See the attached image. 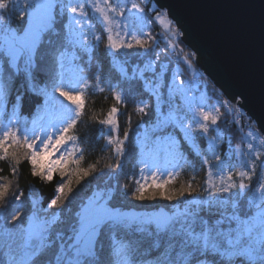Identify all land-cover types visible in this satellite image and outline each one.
<instances>
[{
  "label": "snow or ice",
  "instance_id": "6c2138e0",
  "mask_svg": "<svg viewBox=\"0 0 264 264\" xmlns=\"http://www.w3.org/2000/svg\"><path fill=\"white\" fill-rule=\"evenodd\" d=\"M10 2L0 0V116L4 115L10 102L14 78L20 74L27 81L28 90L42 95L45 102L41 110L43 114L31 121V128L24 129L34 139L28 134L21 137L14 127L20 123L16 117L23 101V95L17 92L11 117L6 122L0 119V160L11 157L19 165L17 150L24 149L23 155L32 165V175L48 181L53 179L55 171H59L62 178L68 175L66 182L57 185L55 198L48 204V208H59L73 191L71 177L75 175L79 183L96 168L95 164L87 169L80 167L83 150L73 134L84 113L83 96L90 86L80 74L82 69L75 64L78 53L88 54L92 47L89 35L83 31L85 25L82 21L86 22L88 16L85 6L89 5L104 22L106 47L115 53L134 46L148 50V41L142 38L143 8L137 0H118L116 3L111 0H33L32 4L25 0L26 8L31 11L21 13V20L27 18L26 25L17 29L6 23L3 14ZM125 11L129 13L127 17ZM65 13L67 23L58 25L57 16ZM157 19L165 27L172 23L164 16ZM87 26L89 29L93 27L91 24ZM92 38L101 39L99 35ZM48 56L58 68L50 81L51 91L48 84L38 85L35 75L43 70V62ZM149 68L150 63L144 71ZM100 84L101 78L97 75L95 87L103 92ZM54 93H59L69 103L59 100ZM113 97L117 103H124L123 92L113 90ZM188 104L192 116L187 124L186 115L180 116L178 109L170 108L167 114H159L157 126L161 129L178 126L186 141L192 140L193 132L207 134L210 124L216 125L219 116L202 107H194L191 99ZM147 107L146 104H137L135 111L144 114ZM119 111L114 104L103 119L97 118V122L107 126L109 132H118ZM49 127L53 129L52 134L48 132ZM37 128L42 135L36 134ZM247 136L256 138L253 131ZM127 139L128 131L125 130L123 138L109 135L107 144L113 145L117 154H123ZM163 140L170 150L178 151L179 142L174 136L169 134ZM209 140V150L213 152L219 175H213L210 161L204 157V164L210 165L204 181L207 198L186 200V193L191 195L196 191L191 182L179 189L166 188L174 183L179 173L164 169L166 175L161 182H158L160 176L157 173H152L151 184L147 183L148 177H143L145 183L137 182L132 195L141 201L157 197L183 201L182 206L150 216H129L111 206L110 192L99 190L79 205L74 222L67 231L57 228L59 217L56 214L48 215L37 207V201H33L26 224L0 228V264H37L40 257L49 253L51 259L44 264H264V173L257 176L256 160L243 159L252 153L254 145L249 142V153H245L237 144L239 169L226 170L232 169L233 165L225 164L221 156L215 154L216 137H209ZM69 143L71 147H66ZM259 143L264 147V138ZM56 153L59 156L53 159ZM77 153L80 156L74 159ZM253 154L257 159L261 156L259 151ZM69 164L75 167L67 168ZM154 166L145 165L146 168ZM261 166H264V160ZM11 171L15 174L17 169L13 167ZM254 176L257 177L255 185ZM235 177L239 178L238 183ZM10 186L9 183L0 184V202H4L0 208L7 207ZM149 188L156 191H148ZM22 195V191L19 195L13 194L11 200L19 201ZM20 216L21 213L16 212L11 221H18ZM11 221L6 223L11 224ZM133 225L135 232L139 233L133 234L135 238L124 231Z\"/></svg>",
  "mask_w": 264,
  "mask_h": 264
},
{
  "label": "trees",
  "instance_id": "16d2710c",
  "mask_svg": "<svg viewBox=\"0 0 264 264\" xmlns=\"http://www.w3.org/2000/svg\"><path fill=\"white\" fill-rule=\"evenodd\" d=\"M141 3L140 0H137ZM154 3L150 0L148 5H142L149 19L153 22L150 27V32L143 39L148 41V50L146 51L141 46H134L132 49H127L126 52L119 55L121 65L125 68V74L121 73L118 69L112 65L111 57L108 54L106 47V34L102 30L100 24L96 22L94 18H91L95 22L96 27L101 32V40L99 44L94 46L92 59L89 60L87 55L80 53L78 63L83 67L82 72L86 75V79L90 82L89 88L85 91L83 99L85 101V110L80 120L77 122L73 134L78 138L79 147L83 150V160L81 161V168H89L90 165L95 164V171L76 182L77 177L73 175L71 177L73 189L72 193H69L68 209H63L59 215V221L57 228L67 231L73 223V214L77 210L78 202L84 198H88L96 189L105 187L113 188L114 192L110 201L111 206L118 208L121 212L127 213L132 210L139 212H152L160 208H166L169 212L177 206H182L183 201H168L162 197H157L155 200L145 199L143 201L137 199L132 195V192L137 187V182L145 183L143 177L144 172L142 171V151L148 146L144 144L140 145L137 143L138 132L143 126H148L153 123L156 119V108H155V95L153 88L159 86L164 98H168V89L174 75H177V71L181 73L183 79L189 80L191 83L194 81V76L189 72V67L181 55L184 56L186 53L193 55V61L199 73L205 82H201L199 86L207 92L209 97V103L218 109L220 114L219 122L225 126L220 127L222 133L227 136V131L232 128L233 130H240L238 128V122L230 118L233 115L231 111V100L214 84V82L205 76L197 62L196 54L192 49L184 42L183 34L174 43L170 40L174 31L166 32L158 24L155 16L159 12V7L155 6L154 12H150V6ZM21 9H16L12 12L10 18L12 26L19 29L25 22L20 19ZM67 23V14L63 16H57V24L63 25ZM176 30L177 27L174 25ZM173 29V28H172ZM173 43V44H172ZM174 44L177 49L172 48ZM50 51V49H47ZM151 64V68L144 71L146 65ZM43 70L35 73L36 82L38 85L43 86L44 84L49 85V91H51V79L55 72L58 71L57 66L53 62L51 56H48L42 65ZM141 73H143L141 75ZM99 75L101 78L100 87L104 88V91H98L95 87L96 76ZM199 81V80H198ZM202 81V80H201ZM113 90L121 91L124 94V103H117L113 97ZM17 92L23 95L22 105L18 108L17 119L20 121L15 127L18 131V135L23 137L25 134V127L31 128V121L36 119L38 114L42 113V108L45 102V98L42 95L34 94L28 90L27 81L23 74H20L14 78V84L12 87V95L10 102L8 103L5 113L0 116L5 122L11 117L12 103L15 102V96ZM120 110L118 114L119 122V136L123 138L124 131H128L127 139V150L123 154L122 158L114 156L111 151V147L106 146V137L104 130L101 125L97 122L98 119H103L109 108L112 105ZM137 104H146L148 107L144 114L135 111ZM226 112L229 117L225 120L222 117V113ZM234 113V112H233ZM244 113V112H243ZM242 116L245 118L241 123H250L254 128L257 129L256 124L248 119L244 113ZM130 117V120H129ZM237 115L234 114V118ZM27 122V123H25ZM174 134L181 137V132L175 126H169L157 134ZM154 138V136H152ZM152 138L148 139L151 140ZM225 140L222 144V150H225L227 146ZM205 144V142H203ZM202 144V145H203ZM182 156L179 160L180 168L178 169L179 175L176 176L174 183L166 185V188L179 189L181 185L187 186L191 182L192 187L196 191L192 192L191 195L185 194L186 200H192L194 197H200L204 195V181L206 178L207 166L204 164L202 156L197 152L191 150L190 146L182 140ZM18 155L20 158L19 165L16 164L15 160L9 157L6 160H0V184L9 183L10 189L16 183L9 200L7 201V207L5 211L7 213V219L12 217L18 204H24L22 200L26 197L29 192H36L41 197V208L45 211H56V207L48 208V204L51 199L55 198V189L61 182H66L69 177L65 175L63 178L60 176L59 171L53 172V179L48 181L41 176L32 175V165L28 159L23 155L24 149H18ZM80 153H77L75 158H79ZM15 167L16 173L13 174L11 169ZM67 168H74L75 165L69 164ZM148 184H151V179L147 180ZM19 190L24 193L21 200L13 201L11 197L14 190ZM67 191V190H66ZM148 191H156V189L149 188ZM147 196V192L145 193ZM70 216L71 221L67 217ZM124 231L128 232L129 235H139L135 232V225L131 228H126ZM123 234V233H122ZM133 235V238H135ZM48 259H51V254L42 256L37 261L38 264H44Z\"/></svg>",
  "mask_w": 264,
  "mask_h": 264
},
{
  "label": "rangeland",
  "instance_id": "374dc122",
  "mask_svg": "<svg viewBox=\"0 0 264 264\" xmlns=\"http://www.w3.org/2000/svg\"><path fill=\"white\" fill-rule=\"evenodd\" d=\"M140 1H141V3L139 1H137V2L141 4L142 8H143L142 5H148L150 2V0H140ZM111 2L116 3V2H118V0H111ZM32 3H33V0H27V4H32ZM128 6L130 7V4ZM155 6L156 5L154 3H152L149 11L154 12L156 7H157V6L156 7ZM16 9H21V13L25 12V11H31L30 8H26L25 0H11L8 10H6L3 14L6 17V23L13 28H15V27L12 26L10 18H12L11 17L12 12L15 11ZM58 11L59 10L57 9V12ZM85 11L88 12V16L86 18V22L82 21V23H84V25H85L83 31L89 35V39L92 43V47L89 49L88 54H86L87 58L89 60H91L92 59L91 55H93L94 46L95 45L97 46L101 40L100 39L99 41H96L92 38L93 35H99L101 37V32L96 27L95 22H93L91 20V18H94L96 20V22H98V24H100L103 31H104L105 25H104V22L102 21V19L99 17V15L94 13L91 10V7L89 5L85 6ZM128 15H129V13L127 11H125V17H127ZM141 15L144 17V20L141 22L143 25V27H142V32H143L142 38H144L150 32V27H151V24L153 22L149 19L144 8H143V12L141 13ZM158 16H164L166 20L172 21L171 25H169L168 27H165L157 19ZM26 19L27 18H25L24 24L22 26H20L19 29H22L26 25ZM155 19L158 22V24L160 26H162L164 31H166V32L167 31L170 32L171 30L174 31L171 38H170V40L173 43L180 38L181 32L176 30L173 20H171V18L168 16V14L165 10L159 9L158 14L155 16ZM88 24H91L93 27L91 29H89L87 26ZM105 34H106V32H105ZM172 44H171V46H172ZM172 48L178 50V48L176 47L175 44H174V46H172ZM107 49H108V54L111 57L112 65H114L115 68L118 69L121 73L125 74V68L121 65L119 55L126 52L127 49H122L118 53H115L113 50H111L109 48H107ZM79 56H80V53H78V57ZM81 56H82V52H81ZM181 58H182V60H184V62H186L188 64V67H189L188 70L194 76V81H193V83H191L189 80L183 79V77L181 76V73L179 71H177V75H174L172 83L170 84V87L168 89V93H167L168 98H164L159 86L153 88V92H154L153 95H155V104L154 105L156 108V115H155L156 119L153 123L149 124L148 126H143L142 128H140V130L138 132V138H137V143L140 145L144 144V147H145V145H147V143H149L148 146L145 147V150L142 151V156H141L142 157L141 163H142V169L144 172V177H148V180H149L152 178V173H157L160 176V180H158V182H161L165 178V175H166V173H164L162 170L166 169L167 172H173V173L177 172L180 167L176 168V167H173V165H176V164L180 165L179 160L181 158L180 155L182 154V146H181L182 140H184L186 142V144H188L190 146L192 151L197 152V154L199 153L202 156V159L204 157H207V159L210 161V165L212 166L213 175L218 176L219 172L215 168L216 161L214 159L213 152L209 150V145H210L209 137H216L215 148H214L215 154L220 155L221 158L225 161V164L231 163L233 165L232 169H226V170H238L239 169V164L237 163V161H238V159H240V157H238L236 154V145L240 144L242 151L245 153H249V149L247 148V144L249 142L253 143L254 149L252 150V153H250L247 157H243V159H245V160H253V159L256 160V163L258 165V167L256 169L257 176H259L261 173H264V166H261V161L264 160V147H262L259 143L260 139L263 138V136L259 133V131L256 128H254V126H252V124H250V123L246 124V123L240 122L243 119L245 120V118L241 114V112L243 113L244 111L240 108L239 105H237V103H234V102L230 103L232 108H231V111H229V112L233 115V117L230 116V118L231 119L233 118L232 120L238 122V128L240 130H237V129L233 130L232 128H230L227 131V136L224 133H222L220 127H223L225 125L223 123L219 122V120H220L219 111L218 112L215 111V109H216L215 106H212L209 103V97L207 96L206 90L204 89V87L201 88L199 86V84L201 82H205L206 79H204L202 77V74L199 73V70L196 68L194 61H193L194 60L193 55L186 53L184 56L181 55ZM75 64L79 65V67L83 70V67H81L80 63H78V59L75 61ZM201 72L203 73L202 70H201ZM80 74L83 75L84 78L86 79V75L83 72H81ZM54 95L59 100L64 101V103H69L68 101H66L64 99V97H61L59 95V93H54ZM189 99H191L194 107H197V108L202 107L205 111H209V112H212V114H214V115H218L219 119L217 120V124L216 125L210 124L209 132L207 134H203L202 132H199V131L193 132L191 141H186L184 139V133L181 131V129L178 126H176V127L181 132V137L179 135L175 136L174 134H171V133L164 134V135L159 133L155 136V134L157 132H161L164 129L168 128L169 126H172V125H169L164 129H161L157 126V120H158L159 114L160 113L167 114V112L169 111L170 108L174 109V110L178 109L180 116L186 115L188 117V119L185 120L186 124L191 120L192 112H191V110L189 108V104H188ZM56 107H58V105ZM226 112L227 111H224L222 113V117L225 120H227L229 117L228 114L226 115ZM234 114L237 115L236 118H234ZM117 119H118V117H117ZM14 127H17V125H15ZM60 127H63V125H60ZM101 127L104 130L103 134H105V137H106L105 138L106 139V146L111 147V151L113 152L114 156H116V157L118 156V157L122 158L123 154L127 150V140L125 141L124 153L123 154H117L114 151V146L107 144V137L109 135L119 136V131L118 132H109L107 126H101ZM225 127H227V126H225ZM193 128H195L194 124H193ZM249 131H253V133L256 137L255 139H252L251 137L247 136V133ZM48 132H49V134H52L53 129L51 127H49ZM36 134L42 135L41 130L39 128L36 129ZM169 134L174 136L177 139V141L179 142L178 143V151L177 150H170L167 143L163 140V137H165ZM28 135L30 136V139H34V136H32L30 133H28ZM152 136H154V138H152ZM150 138H152V139L148 140ZM225 140L227 141V143H225L227 146L225 147V150H222V147H223L222 143ZM193 141H194V146H193ZM203 142H205V144H203ZM66 147H71V143L66 145ZM255 151H259L261 153V156L259 159H257L255 157V155L253 154ZM58 156H59V153H56V155L53 156L52 158L55 159ZM146 164H151V165H155V166L151 167V168H146L145 167ZM210 165H205V166H207V168H209ZM207 171H208V169H207ZM235 179L237 180V183H238L239 178L235 177ZM256 180H257V177L254 176L253 177V185L256 184ZM245 182H247V180ZM15 186H16V183L13 186V189ZM204 187H206V185ZM13 189L9 190V196L11 195V192L13 191ZM99 190L108 191L111 193V196L113 195V192H114V189L109 188V187L96 189L94 192L99 191ZM20 192L21 191L15 189L13 194L19 195ZM23 195H24V193H23ZM69 195L70 194H68V198H69ZM225 195L227 196V194H225ZM207 196H208V193L206 191H204L203 196L194 197V199H192V200L205 199V198H207ZM26 197H27V199L25 198L24 200H22L24 202V204H22V205L18 204L15 212L13 213V215H15L16 212L21 213V216H20L18 221H11V217L9 219H7L6 218L7 213H6L5 209L0 208V228H2L4 226L15 227V225L17 223L26 224L27 217L29 215H31V212H32V202L33 201H37V207L41 208V206H40L41 197L36 192H29L26 194ZM20 200H21V198H20ZM86 200H87V198H84L78 202L77 210L79 208V205ZM2 203H4V202H0V204H2ZM66 203H68V199H66L64 201L63 206L57 208L58 210H56V211L49 210V211H46V213L48 215L56 214L59 217V215L61 214V211H63V209L67 210L68 207H70V206H67ZM157 211L158 210L152 211V212H144L143 216L153 215ZM74 217H75V213L72 216L73 222H74ZM68 219L71 221L70 216L67 217V220ZM7 221H11V224H7L6 223ZM37 264H38V262H37Z\"/></svg>",
  "mask_w": 264,
  "mask_h": 264
},
{
  "label": "water",
  "instance_id": "95a60500",
  "mask_svg": "<svg viewBox=\"0 0 264 264\" xmlns=\"http://www.w3.org/2000/svg\"><path fill=\"white\" fill-rule=\"evenodd\" d=\"M153 1L183 34L203 73L238 102L264 138V0Z\"/></svg>",
  "mask_w": 264,
  "mask_h": 264
},
{
  "label": "built area",
  "instance_id": "2783aa9c",
  "mask_svg": "<svg viewBox=\"0 0 264 264\" xmlns=\"http://www.w3.org/2000/svg\"><path fill=\"white\" fill-rule=\"evenodd\" d=\"M237 105H238V102H237ZM258 130V129H257Z\"/></svg>",
  "mask_w": 264,
  "mask_h": 264
}]
</instances>
